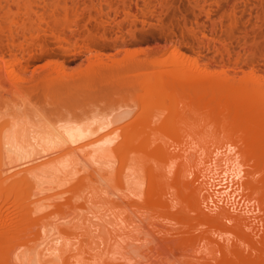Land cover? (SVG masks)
<instances>
[{
  "label": "rangeland",
  "instance_id": "obj_1",
  "mask_svg": "<svg viewBox=\"0 0 264 264\" xmlns=\"http://www.w3.org/2000/svg\"><path fill=\"white\" fill-rule=\"evenodd\" d=\"M28 11H32L34 18H29ZM174 49L183 57L175 54ZM177 56L179 59L185 57L189 66L185 71L172 68L171 59L179 60ZM150 63L152 69L149 68ZM55 72L62 74L60 80L50 77ZM253 73L264 77V0H0V129L8 132L1 129L0 145L2 139L6 140V135L16 139L15 133L18 136L19 131L17 134L15 129L19 130L21 125L39 130L65 125L68 129L77 127L78 131L83 126L80 130L83 131L89 124L110 122L114 137L132 138L130 147L123 151L122 148L120 155L114 156L116 161L112 158V161H119L129 167V175L121 184L119 181V188L115 190L111 179L102 180L98 176L96 181L84 179V183L75 189V195H72L73 192L65 194L68 197L72 195L69 200L72 205L68 202V205H60L61 209L57 208L59 206L54 207L57 211L52 206L47 208L48 212H52L47 218L36 222L30 220L27 226L24 224L22 232L17 233L18 238L14 237L3 245L0 262L12 260L13 264L14 259L22 255L25 258L23 262L29 259L23 264H40L36 258L34 261L28 257L30 250H36L43 244L41 236L46 232L54 233L59 229L61 231L53 237L60 238L59 243L64 240L70 246L71 242L74 243L69 259L73 258L74 264H107L106 256H102V260L98 255L102 252V244L100 251L95 246L97 241L91 237L83 242L84 245L80 244L79 239L82 237L79 230L80 236L75 232L74 224L68 223L73 219L97 215L96 210L100 205L91 208L83 204L84 200L91 199L90 195L85 198L87 193L98 188L108 199L105 220L115 223L116 227L110 229L112 233H120L117 246H125L126 243H120L124 240L134 246L119 248L120 252L114 245L116 254L118 252V260L114 264H216L214 259H210V249L207 251V247H214L207 237L216 241V233L221 232L222 236L228 235L234 240V233L240 232L241 227L238 229L234 223L221 220L208 224L190 212L198 206L206 192L184 191L179 180L175 181L172 175L177 177L184 171L188 177L182 174L185 177L183 181L200 188L201 180L194 181L199 176L198 169L191 171L182 159H166L156 154L157 146H164L170 152L191 145V150L195 148L203 156L207 152L218 159L235 162L244 174L250 172L254 180L258 181L252 184V192L249 193L250 188L244 191L248 192L244 201L246 199L245 205H253L255 212L257 210L255 214H259V222L255 221L251 228L243 227L244 231L238 232L252 236L250 245H237L240 256H259L264 264V244L257 243L255 234H252L259 229L261 234L262 228L264 230V181L258 180L261 176L264 178V170L256 169L259 164L246 155L248 148L245 143L249 128L251 131L252 128L255 131L264 129V116H257L254 120L247 118L243 112L246 101L241 96L242 89L232 91L223 83L226 77L241 81ZM162 80L168 85L162 91L163 101L154 106L146 95L150 88L159 86ZM172 104L174 108L179 105L174 109ZM262 105L264 98L253 103L254 107ZM179 110L181 112L177 114ZM149 122L151 126H148ZM10 124L14 127H11L13 130L9 134L7 127ZM148 128L149 131L146 130ZM142 130L143 133H139ZM78 131L76 134L79 135ZM133 131L136 137H132ZM37 133L38 136L34 133L36 137L30 138L31 142L26 141V150L36 145L41 148L44 143L42 137L46 134L41 131ZM177 139L182 141L178 143ZM30 144L33 146L29 147ZM50 146L48 151L58 149ZM40 148L35 149L41 154L42 160L47 155L41 153L44 152L43 146ZM68 157L62 156L64 160H68ZM62 158L61 161L65 162ZM7 161L0 155V178L8 176L10 170ZM55 163L60 166L59 162ZM55 163L48 165L46 171L53 165L57 167ZM186 168L189 170L186 171ZM188 171L194 176L189 177ZM161 176L167 177L164 183L160 180ZM143 180L145 184L150 180L156 181L158 185L155 183V187L162 195L156 194L148 200L144 198L146 201L143 199V202L141 195L148 190L144 188L145 185L143 188L139 186H143ZM159 180L163 183L161 186ZM23 182L16 185L15 188L21 190L16 189L18 194L14 197L6 194L0 197V208L5 205L2 212H5L3 216H7L3 224L19 221L15 207H29L30 200L39 203L47 195H33L28 187H22ZM115 183L118 184L116 180ZM65 195L64 198H67ZM61 200L63 198L60 202L64 201ZM108 209L110 212L112 209V212L109 213ZM203 233L208 235L204 238ZM199 234H203L201 240ZM192 235L198 238L196 242ZM95 239L101 242L105 237ZM135 239L141 241L136 242ZM254 240L256 242L252 243ZM219 241L216 242L221 248ZM107 245L106 242L105 247ZM212 250L217 251L216 248ZM97 257L100 258L99 262ZM120 257L123 258L120 260ZM18 261L17 264H22L21 258ZM228 264L238 262L230 257Z\"/></svg>",
  "mask_w": 264,
  "mask_h": 264
},
{
  "label": "bare ground",
  "instance_id": "obj_2",
  "mask_svg": "<svg viewBox=\"0 0 264 264\" xmlns=\"http://www.w3.org/2000/svg\"><path fill=\"white\" fill-rule=\"evenodd\" d=\"M27 15L29 16V18H34V14H32V11H28ZM30 34L32 36V32H30ZM37 43H39V42H37ZM173 52L175 54L181 55L183 57V55L181 53H179L178 50L174 49ZM96 57H97V55H96ZM184 58L179 59V57H178L177 59H179V60H175L174 58H172L171 59V62L173 63L172 68L177 70V71H179V70L185 71L189 66L186 64L187 62L185 61ZM153 64H155V63H153ZM150 65H151V67H150ZM150 65H149V68L152 69L153 68L152 64L150 63ZM61 75H59L58 73L55 72V73L51 74L50 77L55 78L56 80L59 78L58 80H60L62 77ZM223 83L225 85H227L228 87H230L232 91L236 90L238 88L242 89L241 96L246 101V107L243 110V112L245 114H247L246 115V116H248L247 118L254 120V118L257 116L258 117L264 116V109H263L264 105L259 106V107L253 106V103L255 101H260L261 99L264 98V77L259 76L256 73H253L252 75L246 77L245 79H243L241 81H237V80H235V78L226 77L223 79ZM167 85H168V82H165L164 80H162V82L159 86H157L153 89L150 88V91L148 90V92H147L148 95H146V96H148V98L150 99V103L152 105H154V106L158 105L161 103V101H163L162 91H164L166 89ZM142 105L145 106V104H142ZM178 105L179 104H177V106ZM150 106L151 105H149L148 107H150ZM177 106H175V108ZM172 107H173V104H172ZM153 108H155V107H153ZM156 108H159V107H156ZM151 109H152V107H151ZM146 110H147V108H146ZM180 112L181 111L179 110V113H177V114H180ZM110 120H111V118H110ZM111 122L113 123L112 120H111ZM12 126H13V124H10V127H7L9 134L12 132L11 130H13V129H11ZM84 126H86V125H84ZM109 126H110V122H106V123L103 122L102 124H99V122H98V124H91V125L89 124V126L84 127L85 129H83V131H80V130H82L81 128H83V126H82V127H80V130L78 131L77 127H76V129H74L73 127H72L73 129H68L67 128L68 126L66 127L65 125H63V126L62 125H60V126L54 125L53 127L49 128L50 130H47V129L45 130L43 128L41 130H39V129H35L36 127L33 129V127L32 128L30 126L22 127V125H21V127L18 126L20 128L19 130L15 129V132H17V134L19 131L18 136H16V133H15L16 139H12V138L10 139L9 137H7V135L5 136L6 140L2 139V142L0 145V155L4 156L5 159H8L9 163H8L7 168L10 171H8V176H6V177L1 176V178H0V180H1L0 181V197L1 196L3 197L5 194L8 196L13 195V197H14V195L18 194L17 193L18 190H16V189H19V188H15V187H16V185H18V182H22V181H24L22 187H26V189L28 187V189L31 191V193H33V195L39 196V195H43L45 193H47V195L45 197H43V200L40 201L39 203L36 202L35 200H30L29 201V204H30L29 207H15V210H16V212L18 214V218H19V221L15 224H3V221H5L6 217H7L6 215H5L6 217L3 216V214L5 212L4 211H3L4 213L2 212V209H3V207H5V205H3L0 208V254H1V249L5 243H8L10 240H13L12 238H14V237L18 238V234L22 230V227H25L24 224L25 225L28 224L27 222H29L30 220L36 222V220H39L42 218H47L52 213V212H48L47 208H51L53 206V209L55 211L56 209L54 207L59 206L57 208L61 209L62 206H60V205H63V206L68 205L69 204L68 202H70V204H71L72 201H69V200L72 198V195L74 194V192H76L75 189L79 188L82 185V183H84L83 182L84 179L90 178V180L94 179L93 181H96L97 176L99 178H101L102 180L111 179V185L113 184L112 181H114V184L117 186L116 187L114 185L115 190L117 188H119L120 184L122 183V180L124 178H126V176L129 175V173H128L129 167L127 165H125L124 163L123 164L119 163V161H117V162H114V160L112 161V158L114 156H117L119 152L121 153L122 148H124V149H122V151L129 148L130 147L129 144H130L132 138L129 136L128 138L125 137L124 139H120L117 137V135H116L117 138L114 137V132L112 131V128ZM148 126H151L150 122H149ZM162 127L163 126H161V128ZM149 128L146 130L149 131ZM154 128H156V126ZM1 129H0V133H2ZM157 129H159V128H157ZM2 130H3V132H7L6 129L5 130L2 129ZM76 130L78 131V133L80 132L79 135L76 134L77 133ZM143 130H142V132H139V133L142 134ZM151 130H153V128ZM151 130H150V132H151ZM248 130H247L248 135H246L247 140L245 139V143H246L247 148H248L246 155H248L250 159H254L255 163L259 164L256 169H261V171H262V170H264V167H263L264 166V129L255 131L254 128H252V131H251V128H249ZM40 131L42 133L46 134V135H44V137H42L41 141L44 143L41 145V148L37 147L38 145H36V147H32L33 144H30L29 147H32V149H31L32 151L26 150V149H28V145L26 144V141H27V143H28V140H29V142H31L30 141L32 139L31 137L32 136L36 137L35 136L36 134L38 136L37 132H40ZM161 131L163 132L164 130H161ZM253 132H254V134H253ZM258 132H260V133H258ZM34 133H35V135H33ZM42 133H41V135H43ZM255 133H257V134H255ZM155 134H156V132H155ZM155 134H153V135L155 136ZM177 134L178 133H176V135ZM39 135H40V133H39ZM77 135H78V137H77ZM135 135L136 134L133 131L132 137ZM8 136H10V135H8ZM12 136H13V134H12ZM178 137H180V133H179ZM191 138H192V135H191ZM177 141L179 143L182 140L179 141L177 139ZM247 141H248V144H247ZM35 143L36 142H34V144ZM40 144L41 143H39V145ZM186 144H187V142H186ZM25 145L27 147H25ZM50 145H53V147H57L58 149L57 150L53 149V150L48 151L47 149L48 148L50 149V147H52ZM42 146H43L44 152H41V153H43L44 155L46 154L47 157L42 158V160H40L41 154L37 153L38 150H36V149L37 148L42 149ZM192 148L193 147L191 145H189L188 147H185V148H182V146H181V148H179V150L177 149L178 151H176V148H175V149H172L173 151L170 150V152H169L168 150H166L164 148V146L163 147L157 146L158 153L156 152V154H158V157L160 155V157H164L166 159L178 158V159L184 160V162L187 163L186 165H189V167L192 169L191 171H193V169H196V170L198 169L197 174L199 173L198 174L199 176H197V178H195L194 181L201 180L200 182H201L202 187L200 186V188L197 185L192 186L191 185L192 183H190V184H188V182L186 183L185 180H184L185 181V183H184L183 178L185 179V177L182 176V174L185 175L186 172L184 173L183 170H182L183 171L182 172L181 169H180V171L182 172V174L180 176L177 175V177H175L172 175L173 179H176L175 181L179 180L178 183L180 185H182L184 191H187L189 193L190 192H192V193L199 192L200 194H203V192H206V194L204 193V196L202 195V198H201L202 200H199L198 206L195 208L192 207L193 209H191L189 211L193 212L195 214V216L197 218H199L200 220H202L203 222H205V223L208 222V224L214 223V222L220 221V220L224 221L226 223L228 222L230 224L234 223L237 228L241 227V229L238 228V229H240V232L243 230V227L246 229L251 228L253 222H255V221H256V223L259 222L258 220H259L260 216H259V214L258 215L255 214L257 212V210L255 212V210L253 209L254 207L252 208L253 205L252 206H249V204L245 205L246 199L244 201V198H247L245 195H246V193H248L247 191H246V193L244 191L246 189L248 190L250 188L249 193L252 192L251 191L252 184L254 182H256V183L258 182V181L254 180V176H252V174L250 172H248V174H246V172H245V174H244V172L237 167V164L235 162H232L228 159H218L217 157H214L213 155L212 156L210 154L208 155V153L206 151H205L206 155L203 156V154H200L199 151L196 150L195 148H194V150H191ZM167 149H169V148H167ZM155 150H156V148H155ZM54 152H56L57 154ZM120 153H119V155H120ZM37 154H39V156ZM148 154H150V153H148ZM68 155L69 156L71 155V156L68 157ZM62 156H64L65 158L68 157V160L67 159L64 160L62 158ZM248 156H246V159L248 158ZM36 157H37V159H36ZM61 158L65 162H62ZM249 158L247 160L250 161ZM114 159H115V157H114ZM151 159L153 160V158H151ZM154 160H155V158H154ZM254 160H252V162ZM115 161H116V159H115ZM55 162H59L60 166L58 165V163H55ZM33 163H34V165H33ZM51 163L52 164L55 163V165L57 167H54V165H53V167H51L52 166L51 165L50 166L51 168L48 171H46L47 166L50 165ZM255 163L253 165H250V166L251 167L254 166ZM9 164H11V165H9ZM248 165H249V163H248ZM260 165L262 166L263 169L261 168ZM30 166H31V168H30ZM187 169L188 168H186V171H187ZM1 171H2V169L0 170V173H1ZM177 171H179V170H177ZM180 171L178 172V174H180ZM259 172H260V170H259ZM187 173L189 174V171ZM176 174H177V172H176ZM190 175H192V174H189V177H190ZM185 176H187V174ZM192 176H194V175H192ZM195 176H196V174H195ZM164 177L160 178V180H162L163 183L166 181V178H167L166 176H164ZM261 177H259L258 180L261 179L262 181H264V178L262 179ZM263 177H264V174H263ZM115 180L117 181L118 184L115 183ZM120 180H121V182L119 184ZM131 180H133V179H131ZM151 180L153 181V179H151ZM151 180L150 181L148 180L149 182H147L146 184H145L146 181L143 180V182H142L143 186H142V184L139 185L142 188L145 185L144 188L148 189L147 192H146V190H145V192L143 191L144 193H143V195H141V197H143L141 199L142 201L144 198H146L147 200H148V198L152 199L156 194H157V196H158V194L162 195V192L158 191L159 189L157 187H155L157 184L156 181L152 182ZM160 180L158 182H160ZM6 181H11V183L7 182V183H9V185H3V184H7V183H5ZM86 181H89V180H86ZM99 181L97 179V182H99ZM260 181H259V183H260ZM162 182H160V186L163 184ZM132 183H133V181H132ZM100 184H101V181H100ZM136 185L134 187L135 189H136ZM139 186H138V188H139ZM195 186H197L198 188H195ZM254 186H255V184H254ZM254 186H253V188H254ZM260 186H261V184H260ZM134 188H133V190H135ZM97 189L98 188H95V189L91 190L89 193H87L85 198H87V196L90 195L91 199H89V197H88L89 200H87V201L84 200L85 204H83V205H85V207L90 206L91 208H95V207L97 208V206L100 205V207L98 206L99 210H98V208H97L98 211L96 210V214L97 215L100 214L101 217L97 216V215H91V216L81 217L77 220H74L72 218L73 221H71V222L68 221V223L74 224L73 228L75 229V232H77L79 230L81 237H82V238H80L81 240L79 239V243L81 242L80 244L84 245L83 242H87L88 238H90V237H91V239L93 238L95 241H97V243H96L97 245H95V246L98 248V250L101 248V244H102V252L99 250L100 253L98 252L99 253L98 255L100 257L104 256V258L106 256L105 259L108 260L107 264H114V261L118 260V257H116L118 255V252L116 254V252H115L116 250H114V248L117 247L118 248L117 250H120L121 248H123V249L127 248L128 249V247L132 248L134 246H133V243L132 244L128 243L125 240L120 242L121 244L126 243L125 246L124 245H122L120 247L117 246L118 245L117 238L120 237V235H119L120 233L118 234V233H116L117 232L116 231V232H113L114 233L113 234L112 231L110 230L112 228H115L116 225H115V223L113 224V223L105 220L107 215H108L107 213H105L107 210V209L105 210V205L107 204L108 199L106 200V198L103 196L104 192L101 189H100L101 191L98 189L99 191L95 192V190H97ZM120 189H122V188L120 187ZM152 189H154V190H152ZM255 189H256V187H255ZM19 190H21V189H19ZM252 190L254 191V189H252ZM26 192H28V191H26ZM69 192H73L72 195L69 194V195H71L70 196L71 198L68 197V194L65 195L66 193H69ZM23 193H24V191H23ZM141 194H142V192H141ZM200 194H199V196H200ZM64 195H65V197L67 196V198H64ZM134 195H136V193H134ZM79 196L81 197V195H79ZM259 196H261V193ZM139 197H137V198H139ZM35 198H37V197H34V199ZM61 198H63V200L66 201L67 203H64L63 200H61L63 202H60ZM1 199L2 198H0V200ZM155 199H153V200H155ZM199 199H200V197H199ZM144 201H146V200L144 199ZM114 203H115V201H114ZM115 204H117V203H115ZM196 204H195V206H196ZM6 206H9V205H6ZM9 208L11 209V207H9ZM8 209H6V210H8ZM4 210H5V208H4ZM81 210H82V207H81ZM110 210L112 212V209H110ZM108 211H109V209H108ZM9 212H12V211H9ZM111 212L109 211V213H111ZM101 213H103V215ZM53 217H51V218H53ZM41 222H43V221H41ZM38 223H40V222L38 221ZM49 224H51L50 221H49ZM52 224H54V223L52 222ZM215 224H210V225H215ZM258 226H260V225H258ZM248 230H250V229H248ZM59 231H61V230L58 229L57 232H59ZM253 231H255L254 226H253ZM259 231H260V229L258 231H256L257 233L254 232L252 234L253 235L255 234V237L257 239V243L264 244V230L262 228L261 234H263V235H261ZM53 232L54 233H52L51 231H48L45 233L44 236L40 235L42 237L41 240H44L43 244H41L38 247V249L36 248V250L35 249L30 250L31 252L28 251L29 252V254L27 253L29 255L28 257H32L31 259L34 261H36V259H37L38 263H40V264H74L72 262L73 258H72V260H69L72 257V255H70L71 254L70 252L73 250L72 247H74L73 246L74 243L71 242V240H70V242L72 243V244L70 243L71 246L65 240H64V242L61 241L62 243H59L60 238H54L53 237L57 232H55V231H53ZM79 232H77V234H79ZM238 232L236 231V234L234 233L233 239L235 238L234 239L235 242H234V240H231V238H229L228 235L226 237H224V236H222L223 233H221V232H220V234L216 233V238H215L216 241H219V239H221L220 241H222V243H223L222 244L219 241L221 248L218 246V243L215 240L213 241V239H211V237L208 236L207 239L209 240V238H210L209 241L211 242V245L214 246L212 248L217 249V251H214V250H212L211 247H207L210 244V242H208V240H207V243H208V244L206 243L207 244V246H206L207 251H208V249H210V253L212 254V257L210 259H214V261H215L214 263H216V264H228L230 257H232L234 261L238 262V264H263L262 259H260L259 256H257L258 258H256L255 255H254L255 256L254 258L253 257L248 258L247 256H242V254L240 256V254L238 253L239 247L237 244L243 243V244H249L250 245L249 242H250V240H253V238L250 235H246V233L244 234V232L242 234H238ZM62 233L64 234V232H62ZM62 233H60V236ZM95 233H96V236H95ZM97 233H98V235L100 233V235L98 236ZM128 233H129V230H128ZM128 233H126V235ZM205 233H208V232H205ZM80 234H79V236H80ZM104 234H105V236H104ZM106 234H108V238H106V236H107ZM169 234H172V233L170 232ZM203 234H201V236L199 234L200 240L202 239ZM232 234H233V232H232ZM205 235L207 236L208 234H204V238H205ZM21 236H22V234H21ZM102 236L105 237V240L102 239L101 242H100V240L98 241L95 239V238H102ZM191 237H190V241L192 240ZM255 237H254V239H255ZM193 238H194V240H193L194 242H196V240L198 239L195 236H193ZM217 238H219V239H217ZM38 240H39V242H41L39 236H38ZM103 240L105 242H103ZM106 240H108V241H106ZM109 241H111V242H109ZM135 241L136 242L141 241V239L140 240L135 239ZM11 242H13V241H11ZM106 242L108 243V245L105 247ZM251 242L254 243L256 241L254 240ZM79 243L77 242L78 245H79ZM99 243H100V245H99ZM109 243H110V246H109ZM78 245H77V247H78ZM82 245H81V247H82ZM85 245H86V243H85ZM114 245H115V247H114ZM81 247H80V249H81ZM220 249H222V250H220ZM93 250H95V248H93ZM120 252H121V250H120ZM210 253L208 255H211ZM28 257H26V258L28 259ZM19 258H21L22 264L24 262L29 261V259H28L27 261L23 262L24 256L22 258V255H21V257H18V259ZM97 258H94V259H97ZM121 258H123V257H120V260H121ZM18 259L16 257V259H14L15 262L13 261V264H15L16 261L20 262V261H18ZM90 259H92V257ZM99 259L100 258H98V260H97L98 262H99ZM102 260H103V257H102ZM11 263H12V260H9V262H7V263H6V261L3 263L0 262V264H11ZM27 264H29V263H27ZM79 264H80V262H79ZM81 264H83V263H81ZM84 264H87V263H84ZM88 264H91V263L88 262Z\"/></svg>",
  "mask_w": 264,
  "mask_h": 264
}]
</instances>
